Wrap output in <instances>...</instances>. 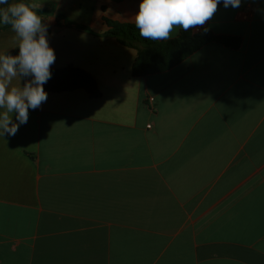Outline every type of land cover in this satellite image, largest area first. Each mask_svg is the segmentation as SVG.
<instances>
[{"label": "crops", "instance_id": "0c3cea01", "mask_svg": "<svg viewBox=\"0 0 264 264\" xmlns=\"http://www.w3.org/2000/svg\"><path fill=\"white\" fill-rule=\"evenodd\" d=\"M27 2L44 12L50 71L94 87L44 89L0 139V264H264V0L195 27L237 50L208 44L143 78L136 51L96 36L105 19L135 24L139 0ZM14 46L0 30V52Z\"/></svg>", "mask_w": 264, "mask_h": 264}, {"label": "clouds", "instance_id": "9594fccd", "mask_svg": "<svg viewBox=\"0 0 264 264\" xmlns=\"http://www.w3.org/2000/svg\"><path fill=\"white\" fill-rule=\"evenodd\" d=\"M240 3L241 0H139L133 19L143 39L167 41L177 27L188 31L204 25L218 4L237 8ZM4 25L14 33V48L18 51L15 55L0 52V139L14 136L18 127L27 123L28 111L38 109L47 100L43 85L51 78L50 65L55 61L48 43V26L34 5L22 0H0V27Z\"/></svg>", "mask_w": 264, "mask_h": 264}, {"label": "trees", "instance_id": "16d2710c", "mask_svg": "<svg viewBox=\"0 0 264 264\" xmlns=\"http://www.w3.org/2000/svg\"><path fill=\"white\" fill-rule=\"evenodd\" d=\"M110 1L120 2L121 0ZM22 2L26 3V0H22ZM218 5L222 6V4ZM37 11L40 16L44 13L41 10ZM56 22L58 26L75 27L83 33L94 35L88 28L69 21L61 14L56 15ZM105 24L108 30L102 35L96 36L112 38L119 45L136 51L132 75L137 78L164 73L181 64L200 48L208 44H219L230 50H237L240 46V39L231 36L214 35L207 29H199L198 33H193V29L188 31L180 30L176 37L167 41H149L139 36L135 24H121L107 19H105ZM7 28L9 26L4 25L0 27V30ZM17 51H11L10 54L15 55ZM50 72L51 78L43 85L46 91L59 93L71 91L82 85L94 87L91 78L83 72L72 69Z\"/></svg>", "mask_w": 264, "mask_h": 264}, {"label": "built area", "instance_id": "2783aa9c", "mask_svg": "<svg viewBox=\"0 0 264 264\" xmlns=\"http://www.w3.org/2000/svg\"><path fill=\"white\" fill-rule=\"evenodd\" d=\"M247 16H250V13H248ZM199 31H200L199 28H194L193 29V33H198Z\"/></svg>", "mask_w": 264, "mask_h": 264}, {"label": "rangeland", "instance_id": "374dc122", "mask_svg": "<svg viewBox=\"0 0 264 264\" xmlns=\"http://www.w3.org/2000/svg\"><path fill=\"white\" fill-rule=\"evenodd\" d=\"M26 3L28 4L27 0H26ZM45 15H46L47 17H49L50 12H49V11L45 12Z\"/></svg>", "mask_w": 264, "mask_h": 264}]
</instances>
